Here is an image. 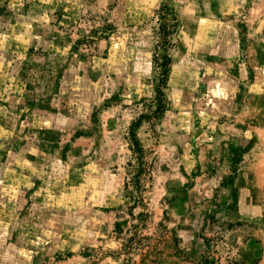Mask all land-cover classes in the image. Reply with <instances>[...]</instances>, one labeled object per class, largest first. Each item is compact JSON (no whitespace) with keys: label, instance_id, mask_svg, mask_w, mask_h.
Returning <instances> with one entry per match:
<instances>
[{"label":"rangeland","instance_id":"1","mask_svg":"<svg viewBox=\"0 0 264 264\" xmlns=\"http://www.w3.org/2000/svg\"><path fill=\"white\" fill-rule=\"evenodd\" d=\"M205 1L0 0V264H246L167 60Z\"/></svg>","mask_w":264,"mask_h":264},{"label":"crops","instance_id":"2","mask_svg":"<svg viewBox=\"0 0 264 264\" xmlns=\"http://www.w3.org/2000/svg\"><path fill=\"white\" fill-rule=\"evenodd\" d=\"M199 9L193 2L187 10L186 42L171 65L182 72L189 107L207 116L200 171L235 212L246 264H264V0Z\"/></svg>","mask_w":264,"mask_h":264},{"label":"trees","instance_id":"3","mask_svg":"<svg viewBox=\"0 0 264 264\" xmlns=\"http://www.w3.org/2000/svg\"><path fill=\"white\" fill-rule=\"evenodd\" d=\"M168 60V64H170V62H171V58H168L167 59ZM168 71V67L166 68V72Z\"/></svg>","mask_w":264,"mask_h":264}]
</instances>
